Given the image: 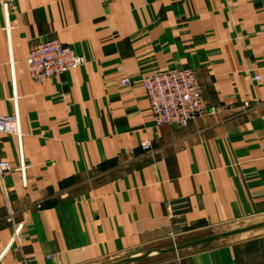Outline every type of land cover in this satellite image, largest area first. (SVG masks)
Wrapping results in <instances>:
<instances>
[{
  "label": "crops",
  "instance_id": "obj_1",
  "mask_svg": "<svg viewBox=\"0 0 264 264\" xmlns=\"http://www.w3.org/2000/svg\"><path fill=\"white\" fill-rule=\"evenodd\" d=\"M54 38L86 64L37 86L28 56ZM180 69L205 111L156 126L140 80ZM16 109L0 159L26 184L0 177V264H99L262 216L264 0H0V115ZM249 234L132 264H264Z\"/></svg>",
  "mask_w": 264,
  "mask_h": 264
},
{
  "label": "built area",
  "instance_id": "obj_2",
  "mask_svg": "<svg viewBox=\"0 0 264 264\" xmlns=\"http://www.w3.org/2000/svg\"><path fill=\"white\" fill-rule=\"evenodd\" d=\"M3 11L8 14L11 3H1ZM13 63V62H12ZM86 64V59L76 54L70 47L59 39L45 41L30 51L27 59L28 71L31 79L37 86H42L47 80L68 73ZM260 80L259 76L254 78ZM150 101L151 111L156 126L175 125L186 128L205 111L203 88L199 84L194 70H171L145 77L140 80ZM133 82L124 78L123 85ZM18 98L15 95L14 103L17 106ZM0 133L17 137L21 144L23 132L18 109L11 116L0 115ZM141 147L145 151L151 149L150 141H143ZM19 172L26 184V166L21 161L19 167L11 162L0 159V177L9 172ZM175 240L176 235L171 234ZM14 239H12L11 244Z\"/></svg>",
  "mask_w": 264,
  "mask_h": 264
},
{
  "label": "water",
  "instance_id": "obj_3",
  "mask_svg": "<svg viewBox=\"0 0 264 264\" xmlns=\"http://www.w3.org/2000/svg\"><path fill=\"white\" fill-rule=\"evenodd\" d=\"M261 228H264V222L260 223V224H255V225H252V226L244 227V228H239V229H236V230H231V231L219 233V234L212 235V236H209V237H206V238L194 240V241H191V242H188V243L175 245V246H172V247H170V248H168L166 250H157V251H154V252H152V251L145 252V253H143L141 255H138V256H134V257H131V258H126V259L120 260V261H118V262H116L114 264H131V263H134V262H137V261H140V260L144 259L145 257L150 255L151 253L163 254V253L180 251V250H183V249H186V248H189V247H193V246H196V245H199V244H202V243L211 242V241H215V240H220V239H223V238H227V237H230V236L242 234V233H245V232H248V231L261 229Z\"/></svg>",
  "mask_w": 264,
  "mask_h": 264
},
{
  "label": "rangeland",
  "instance_id": "obj_4",
  "mask_svg": "<svg viewBox=\"0 0 264 264\" xmlns=\"http://www.w3.org/2000/svg\"><path fill=\"white\" fill-rule=\"evenodd\" d=\"M264 222V215L262 216H258V217H254V218H249V219H245V220H242V221H239V222H236V223H232V224H227V225H224V226H220L214 230H207L206 233H203V234H199L195 237H193L192 239L194 238H198L202 235H216V234H219V233H223V232H227V231H231V230H236V229H239V228H244V227H248V226H252V225H255V224H260V223H263ZM248 233H250L249 235H246V236H255L256 234H262L264 233V228H261V229H256V230H252V231H248ZM207 237V236H206ZM181 243V242H180ZM176 245H179V244H176ZM126 258V257H125ZM128 258H131L130 256ZM123 258H110L102 263H99V264H114L120 260H122Z\"/></svg>",
  "mask_w": 264,
  "mask_h": 264
},
{
  "label": "bare ground",
  "instance_id": "obj_5",
  "mask_svg": "<svg viewBox=\"0 0 264 264\" xmlns=\"http://www.w3.org/2000/svg\"><path fill=\"white\" fill-rule=\"evenodd\" d=\"M132 264V263H131Z\"/></svg>",
  "mask_w": 264,
  "mask_h": 264
}]
</instances>
